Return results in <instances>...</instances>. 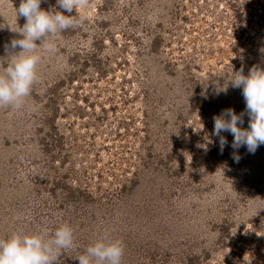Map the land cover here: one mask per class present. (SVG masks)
<instances>
[{
  "label": "rangeland",
  "instance_id": "obj_1",
  "mask_svg": "<svg viewBox=\"0 0 264 264\" xmlns=\"http://www.w3.org/2000/svg\"><path fill=\"white\" fill-rule=\"evenodd\" d=\"M87 3L42 0L87 18L41 51L24 104L0 106V239L68 224L54 264L99 239L122 242L121 264H264V144L234 149L224 131L221 151L212 135L228 108L248 127L229 82L264 68V0ZM19 4L0 0V57Z\"/></svg>",
  "mask_w": 264,
  "mask_h": 264
},
{
  "label": "clouds",
  "instance_id": "obj_2",
  "mask_svg": "<svg viewBox=\"0 0 264 264\" xmlns=\"http://www.w3.org/2000/svg\"><path fill=\"white\" fill-rule=\"evenodd\" d=\"M41 3L42 0H20L18 9L15 8L16 15L25 17L26 22L19 27L21 38H13L10 45H5L7 55L0 57V106L19 109L24 104L37 79L41 51L54 54L57 45L53 38L70 27L83 24L87 18L83 11L78 15H65L55 6L49 10L42 9ZM56 4L69 13L89 7L87 0H56ZM18 46V52L9 50ZM229 83L232 87L242 88L249 117L248 127L240 126L244 124V112L237 114L234 109L228 108L213 116L212 135L219 137L221 151L228 143L221 133L227 131L234 137V149L246 146L249 152L254 153L264 144V68L253 66L247 75L242 68L233 71ZM207 139L208 143H212L210 137ZM234 159L238 161L239 156L234 154ZM47 232V228L32 235L14 232L9 238L0 239V264H54L63 250L74 247V232L68 224L57 227L50 238H46ZM123 251L121 241L99 239L87 248L85 254L75 259L79 264H121Z\"/></svg>",
  "mask_w": 264,
  "mask_h": 264
}]
</instances>
